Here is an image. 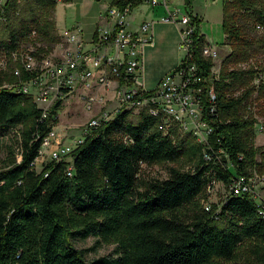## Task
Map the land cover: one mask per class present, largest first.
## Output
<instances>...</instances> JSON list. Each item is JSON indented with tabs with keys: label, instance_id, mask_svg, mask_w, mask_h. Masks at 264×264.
I'll use <instances>...</instances> for the list:
<instances>
[{
	"label": "trees",
	"instance_id": "obj_1",
	"mask_svg": "<svg viewBox=\"0 0 264 264\" xmlns=\"http://www.w3.org/2000/svg\"><path fill=\"white\" fill-rule=\"evenodd\" d=\"M59 2L73 0L5 4L11 30L0 40V53L6 68L13 65L0 77V130L18 132L21 160L14 155L0 172V264H264V206L245 194H227L219 205L209 199L216 184L228 190L237 176L264 175V148L256 146L264 114L258 58L264 52V0L223 1L231 51L219 74L203 56L206 36L196 37L189 64L207 80L202 100L213 126L208 146L194 131L165 129L162 112L142 109L134 119V110H123L67 157L38 171L34 163L59 123L54 116L61 103L45 119L32 95L4 85L20 79L14 51L33 47L42 58L61 42ZM191 3L186 0V10ZM167 164L176 167L166 180L143 175ZM90 237L115 245L120 255L90 260L76 245Z\"/></svg>",
	"mask_w": 264,
	"mask_h": 264
},
{
	"label": "built area",
	"instance_id": "obj_2",
	"mask_svg": "<svg viewBox=\"0 0 264 264\" xmlns=\"http://www.w3.org/2000/svg\"><path fill=\"white\" fill-rule=\"evenodd\" d=\"M6 1L0 0V20L4 21H7ZM126 1L127 3L121 5L114 2L106 10L107 23L98 27L91 49L86 48L81 30L73 29L65 30L66 41L57 45L55 51H59L60 55L55 57L52 55L54 51L51 55L40 58L33 47L14 51L15 68L20 72V79H15L13 83L6 82L4 87L15 91L32 90L38 95L36 104L43 110L45 119L52 115L59 103L62 107L64 101L79 86L88 91L100 88L114 92L111 102L115 103V108L108 107L110 100L105 95H84L85 106L92 115L83 127V135L64 141L67 134L62 135L58 125L54 126L48 135V141H53V154H45L43 144L40 158L46 155L50 161H54L67 157L81 146L88 136L104 127L108 119L126 107L163 112L162 123L165 129L177 127L183 132L188 128L198 127L199 138L208 146L213 126L203 115V85L207 80L200 75L196 65L189 64L193 58L195 40L199 39V35H205L201 29L202 20L194 13H184L179 6L173 8L169 0H140L142 3L138 6L135 2L139 0ZM216 1L221 0H213ZM146 4L152 8L163 6L166 9L167 14L160 21L175 24L180 28L181 46L185 53L181 67L166 76L155 91L146 90L142 82V69L144 48L154 41L156 22L146 20L134 30L131 29L129 21L136 9ZM36 34L33 32L32 36L35 37ZM112 49L116 55H110ZM202 52L203 56L213 61L219 58V48L210 39L204 43ZM3 68L6 69V66L1 61L0 69ZM24 74H27V79ZM116 81L119 84L113 87ZM209 97L210 101H215V97L210 95V90ZM59 116L60 111L54 118L59 120ZM38 160L34 164H37ZM72 172L73 166H69V175H72ZM254 177L264 183V175H240L233 178L227 194L249 195L255 202L264 206V198L255 190Z\"/></svg>",
	"mask_w": 264,
	"mask_h": 264
},
{
	"label": "rangeland",
	"instance_id": "obj_3",
	"mask_svg": "<svg viewBox=\"0 0 264 264\" xmlns=\"http://www.w3.org/2000/svg\"><path fill=\"white\" fill-rule=\"evenodd\" d=\"M223 1L224 0L216 2H213V0H192L191 8H187L188 11L197 12L202 17L204 20L205 34L212 40L213 44L217 45L219 48V58L214 61L215 67L213 68V73L216 75L219 74L221 63L223 62L224 58L231 51L230 45L228 44L227 40H225L222 27L224 6ZM171 4L172 7H176L174 6L175 4L173 1ZM109 6L110 5H106V2L98 0H95L92 5L87 4L86 0H73L72 3H65L58 8V24L63 29L65 27L73 28L77 26L78 23H81L87 32L85 38L91 40V31L95 28L97 17L101 11L104 12V10H106ZM181 8L184 10V13L187 12L186 6L184 4H182ZM158 12V15L149 18L155 20L160 19V14L163 13V10L160 9ZM164 15L166 14L164 13ZM10 30L11 29L8 27L7 22L0 20V40L7 39L9 37ZM55 53L56 54H52L53 57L60 55L59 51ZM258 58L262 66H264V52L261 51ZM1 61L5 60L0 53V62ZM12 65L13 62H10V65L6 69H0V77L3 78L5 73L11 74ZM152 91H155V89ZM30 92L38 102V95L34 94L32 90H30ZM84 93L85 91L83 87L79 86L77 90L64 101V104L61 107L58 128L62 131V135L67 134V137L64 138V141L65 139L70 140L71 137L82 136L83 127H85V125L90 120L89 116L92 114V112L87 110L85 106L83 99ZM108 107L111 108L110 105H108ZM140 113V110L134 111L133 118L135 119ZM188 130L198 131V127H191ZM50 142L51 145H45V154H53V141ZM256 146L258 148H264V114H261L259 118ZM14 155L18 156L19 161L21 160L20 139L18 132L16 130H0V172L7 168ZM49 161V156L45 155L44 157H41L37 162L38 171H41L44 165ZM172 167H176V165L167 164L162 166L148 167L144 169L143 175L148 179L166 180L169 178L170 168ZM254 182L257 194L261 198H264V183L261 181V179L255 177ZM227 193V189L222 183L216 184V186L211 190L209 197L210 202L212 204L219 205ZM76 245L79 249L85 250L90 260L101 258H117L120 255L115 245L98 243V240L94 237H90L87 240H80Z\"/></svg>",
	"mask_w": 264,
	"mask_h": 264
},
{
	"label": "crops",
	"instance_id": "obj_4",
	"mask_svg": "<svg viewBox=\"0 0 264 264\" xmlns=\"http://www.w3.org/2000/svg\"><path fill=\"white\" fill-rule=\"evenodd\" d=\"M95 0H86L87 4L92 5ZM106 2V5H112L115 0H98ZM174 2V6L181 7L182 4L186 6V0H169L170 4L171 2ZM181 1V3H180ZM65 3L59 2L57 11H56V21H57V28L59 31V34L62 35L65 33V30H81V36L83 41L86 44L87 49L93 48V42L94 38L96 36V32L98 30V27L101 25H105L107 23L106 18V10L110 7H108L106 10L101 11L99 16L96 19L95 22V28L91 31V40L86 39V30L84 29L83 25L81 23H78L77 26L73 28H61L58 24V18H57V12L58 8ZM70 4V3H69ZM172 6V4H171ZM174 8V7H173ZM162 9L163 13L160 14V17H164L167 14L166 9L163 6H158L155 8L150 7L149 5H143L140 8H137L136 11L133 13V15L130 17L129 21L131 23V29H138L139 26L146 20L155 21L156 25L154 27V41L153 43L147 45L144 48L143 53V69H142V82L146 87L147 91L156 90L162 80L168 76L169 74H172L175 72L183 63L185 59V53L182 50V37H181V31L180 28L172 23H165L160 21V19L155 20L149 17H153L158 15V11ZM195 15H198L199 18L202 20L201 23V29L203 33L204 31V20L202 17L197 13L194 12ZM206 36V41L209 42V37ZM211 40V39H210ZM212 41V40H211ZM57 51V50H56ZM55 51V52H56ZM55 54V53H54ZM110 55H116V52L114 49H112ZM119 84V82H114L113 87H116ZM86 94L93 93L95 95H105L107 99H109V104L111 108H115V103L111 102V99L114 97L113 90L105 91L100 88L92 89V91H88L85 88H83ZM84 97V96H83ZM92 115V114H91ZM91 115L89 116V119L91 118ZM88 119V120H89ZM87 120V122H88ZM86 122V123H87Z\"/></svg>",
	"mask_w": 264,
	"mask_h": 264
},
{
	"label": "bare ground",
	"instance_id": "obj_5",
	"mask_svg": "<svg viewBox=\"0 0 264 264\" xmlns=\"http://www.w3.org/2000/svg\"><path fill=\"white\" fill-rule=\"evenodd\" d=\"M225 1V0H224ZM66 41V32L64 33V34H62L61 35V42H65ZM16 74L17 75H20V72H16ZM20 93H24V94H29V95H32L31 94V92H30V90H25V91H19ZM33 96V95H32ZM34 97V96H33ZM36 100V99H35ZM37 102V101H36ZM123 110H134V111H139V110H142V109H137V107H126V108H124V109H122L121 111H123ZM120 111H118L117 112V114L119 113ZM153 114H156L157 112H160V111H151ZM163 113V112H162ZM116 117V115L115 116H112V118H110V119H108V121H107V123L108 122H110V121H112V120H114V118ZM161 129H163V127L161 128ZM189 129V128H188ZM187 129V131H189ZM195 132V134L198 136V138H199V128H198V131L196 130V131H194ZM199 140L200 141H203L201 138H199ZM44 144L45 145H51V142L50 141H48V137L45 139V141H44ZM236 195H242L241 193H235ZM208 210H209V208H207Z\"/></svg>",
	"mask_w": 264,
	"mask_h": 264
}]
</instances>
